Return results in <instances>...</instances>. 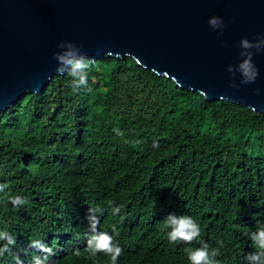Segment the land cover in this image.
<instances>
[{
    "label": "trees",
    "instance_id": "16d2710c",
    "mask_svg": "<svg viewBox=\"0 0 264 264\" xmlns=\"http://www.w3.org/2000/svg\"><path fill=\"white\" fill-rule=\"evenodd\" d=\"M88 57L87 88L59 74L0 113V231L16 237L13 252L31 264L40 240L55 264H111L84 251L91 208L98 231L116 225L118 264H190L185 249L201 242L219 264H248L264 224V114L207 100L132 57ZM13 196L26 201L19 210ZM169 214L191 216L200 240L170 243Z\"/></svg>",
    "mask_w": 264,
    "mask_h": 264
},
{
    "label": "water",
    "instance_id": "95a60500",
    "mask_svg": "<svg viewBox=\"0 0 264 264\" xmlns=\"http://www.w3.org/2000/svg\"><path fill=\"white\" fill-rule=\"evenodd\" d=\"M214 16L222 33L208 23ZM257 36H264V0H0V113L44 90L59 75L57 45L72 42L86 56L132 57L207 100L264 114V49H251L254 83L240 84L237 72L240 86L231 88L227 71L243 59L241 39Z\"/></svg>",
    "mask_w": 264,
    "mask_h": 264
},
{
    "label": "clouds",
    "instance_id": "9594fccd",
    "mask_svg": "<svg viewBox=\"0 0 264 264\" xmlns=\"http://www.w3.org/2000/svg\"><path fill=\"white\" fill-rule=\"evenodd\" d=\"M209 25L213 30L219 29L222 33L225 25L220 17H212L209 19ZM62 51L53 54V59L58 63L56 69L57 73H67L72 78V87L75 90L88 87V68L91 63V59L88 56L81 54V49L72 42H61L57 45ZM240 57L243 59L236 66H228L227 71L232 74L231 79L233 83L229 87L238 89L240 85L236 84L235 74H240V84L248 85L256 81L259 75V69L252 62L253 52L251 49H255L256 53L261 52L264 49V36H257L255 42H250L247 38H242L240 41ZM90 90V89H89ZM206 96L204 92H199ZM254 95H260V89L253 90ZM255 110L254 107L250 108ZM117 135H123L119 129H114ZM157 141L153 142V148H158ZM6 185L0 184V192L4 191ZM9 203L19 210L26 203L25 199L21 196H13ZM111 204V202H109ZM98 209H89V215L87 217L89 221V235L86 240V251L90 258H96L98 255L103 254L110 258L111 264H118L119 258L124 254L123 248L115 240V236L118 235L116 225H112V233L110 235L107 231H98L100 224L99 217L97 215ZM122 209L119 206L112 207L111 213L113 215H119ZM165 226L170 229L167 233V238L170 243L183 242L185 244H192L193 241H199L201 237L200 225L191 217L187 215H175L169 214L164 219ZM250 240L253 247L257 251L248 254V264H264V224H260L255 231L250 233ZM0 258H3L5 254L8 256H15L16 264H24L20 256L13 252L17 244V239L8 231H0ZM222 243V242H221ZM30 248L36 249L38 255H33L31 264H55L50 258L56 255V250L47 246L40 240L31 241ZM188 260L190 264H219L215 258L219 255L217 248L210 249L207 243L201 242L199 248H186ZM74 255H80V249L74 250Z\"/></svg>",
    "mask_w": 264,
    "mask_h": 264
},
{
    "label": "bare ground",
    "instance_id": "6f19581e",
    "mask_svg": "<svg viewBox=\"0 0 264 264\" xmlns=\"http://www.w3.org/2000/svg\"><path fill=\"white\" fill-rule=\"evenodd\" d=\"M75 244V243H74ZM74 264V263H73Z\"/></svg>",
    "mask_w": 264,
    "mask_h": 264
}]
</instances>
